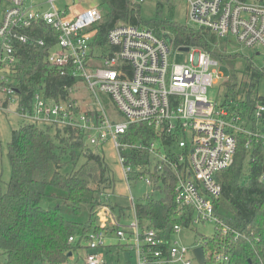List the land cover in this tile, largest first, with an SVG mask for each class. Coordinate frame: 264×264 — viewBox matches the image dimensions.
Masks as SVG:
<instances>
[{"label": "built area", "instance_id": "built-area-1", "mask_svg": "<svg viewBox=\"0 0 264 264\" xmlns=\"http://www.w3.org/2000/svg\"><path fill=\"white\" fill-rule=\"evenodd\" d=\"M64 1L0 0V6L4 3L0 13V111L14 105V113L25 122L74 130L88 147L111 142L127 185L133 181L132 170L122 151L144 149L151 162L149 173L169 171L174 176L178 213H192L188 227L175 226L173 236L205 223H213L215 229V235L208 238L216 247L204 249L196 236L189 245L171 239L168 243L155 230L140 227L130 196L131 220L127 211L118 216L106 205L96 209L99 231L80 243L87 249L85 264H102L99 251L113 233L120 246L136 255L137 264H199L193 253L197 247L203 249L204 264H230L223 250L230 229L214 213V201L222 191L216 175L233 164L238 135L246 136L245 148L253 142L264 144V105L257 103L249 114L229 112L220 100L207 97L208 90L221 81L219 63L208 53L187 47L188 63L174 64L175 50L163 38L166 32L158 36L149 28L126 24L110 28L100 44L97 27L103 15L99 7L82 9ZM131 1L140 5L147 0ZM155 1L170 6L183 3L187 27L250 49L264 64L261 0ZM28 46L44 48L48 70L67 79L58 87L62 95L57 100L47 94L43 83L21 102L17 54ZM81 85L89 95L88 103L79 95ZM99 95L109 99L120 120L111 118ZM141 123L153 128L155 140L145 146L123 143L120 138L128 128ZM140 179L154 186L149 174ZM231 233L234 239L239 237ZM75 241L69 239V243Z\"/></svg>", "mask_w": 264, "mask_h": 264}, {"label": "trees", "instance_id": "trees-1", "mask_svg": "<svg viewBox=\"0 0 264 264\" xmlns=\"http://www.w3.org/2000/svg\"><path fill=\"white\" fill-rule=\"evenodd\" d=\"M100 1L104 9H100L103 18L97 27L98 43L117 24L146 26L158 36L164 31L170 35L174 50L199 48L230 67L229 78L219 86V100L229 112L249 114L257 103L264 105V98L257 90L264 70L257 69L252 59L229 55L209 31L191 29L169 18L162 20L159 15L144 22L139 16V5L131 0ZM157 5L160 10L162 5ZM45 54V49L40 47L19 50L16 78L21 102L43 83L49 96L57 100L62 95L58 87L68 81L48 70ZM238 60L244 63L242 69L236 67ZM21 120L22 125L11 132L7 144L11 176L5 190L0 189V264H65L68 253H78L82 240L99 231L96 217L99 206H108L118 216L125 215L128 209L108 202L116 183L113 172L100 155L85 145L79 133ZM120 139L123 143L145 146L155 140V132L141 123L131 125ZM246 142L245 135H238L233 164L216 175L222 191L214 201V213L230 229L223 249L230 257V264H264V182L261 181L264 144L253 142L245 148ZM122 154L131 166L133 181L149 174L154 189L162 193L159 200L149 196L135 205L138 224L155 230L157 237L169 243L174 227H188L192 216L191 211L178 213L174 176L169 171L160 175L149 173L151 162L144 149H126ZM80 157L83 163L76 167ZM68 164L72 170L63 174L61 170ZM231 231L239 237L234 239ZM194 232L204 249L216 247L213 240ZM70 238L76 241L69 243Z\"/></svg>", "mask_w": 264, "mask_h": 264}, {"label": "rangeland", "instance_id": "rangeland-1", "mask_svg": "<svg viewBox=\"0 0 264 264\" xmlns=\"http://www.w3.org/2000/svg\"><path fill=\"white\" fill-rule=\"evenodd\" d=\"M64 3H68L70 6H75L77 8H87L90 6H98L99 9H104L103 5H101L100 0H66ZM140 11L139 16L142 21L148 22L153 19H157V15H159L160 19H170L180 25L186 26V12L185 5L183 3H172V5H162L159 7L155 0H147L146 2L139 5ZM4 9V3H1L0 13L2 15ZM1 17V16H0ZM146 27V26H145ZM168 34V33H167ZM170 37V35L168 34ZM227 39H219L217 40L218 45L223 47L225 51L229 55H241L242 58L252 59L254 65L259 70H264V64L261 56H256L250 49H246L242 46L235 45L234 42L228 44ZM189 54L188 52H180L175 50L172 55V62L174 64L182 65L188 63ZM236 67L243 68L244 63L238 60ZM219 74L221 77V81L211 87L207 92V97L211 101L215 102L219 100V96L221 95V90L219 86L221 83L226 81L230 76V67L219 63ZM81 91L79 94L83 97L87 102L89 99V95L87 91L84 89V86L81 85ZM258 95L264 98V77L259 81L258 84ZM101 103L107 113L111 116L112 119L120 120V116L116 110V108L110 103L109 99L105 95H99ZM82 99V98H80ZM15 107L14 105H9L8 113L0 112V189L5 190V185L9 181L11 176L10 164L7 158V144L11 138V132L22 125V120L14 113ZM119 116V117H118ZM92 151L98 155H100L105 164L109 167V169L113 172L114 178L116 180L113 192L110 194L108 202L110 205H116L120 208L128 209L127 216L131 220V201L130 196H132L135 205L141 203L144 200V196H151V198L155 200H159L162 198V193L155 190L152 185H148L145 182V179H140L137 181H130L128 185L124 181L122 177V172L118 162L117 151L113 147L111 142H106L100 147H92L89 146ZM64 160H67V157H64ZM83 163V159L80 157L76 163V167ZM72 170V165H65L61 172L63 174L69 173ZM130 214V215H129ZM196 232L199 234L212 237L215 235V229L213 223H205L196 228ZM195 237V232L191 231L187 233L186 231H181L171 238V242H178L180 244H191ZM106 247L102 251H99V255L101 256L102 264H137L136 255L127 250L119 248V241L117 240L115 234H109L106 238ZM82 249L78 250V253H73L71 257H68V260L65 264H85V255L87 249H85L84 245H81ZM36 264H46L42 262H38Z\"/></svg>", "mask_w": 264, "mask_h": 264}, {"label": "water", "instance_id": "water-1", "mask_svg": "<svg viewBox=\"0 0 264 264\" xmlns=\"http://www.w3.org/2000/svg\"><path fill=\"white\" fill-rule=\"evenodd\" d=\"M163 38L165 39V41L167 42V44L171 43V39L167 34L163 35ZM230 43H232L231 41H229ZM178 51L180 52H188V48L183 47L178 49ZM193 253L198 261L199 264H204V256H203V249L202 247H197L193 250ZM72 254L68 253V257H70Z\"/></svg>", "mask_w": 264, "mask_h": 264}, {"label": "crops", "instance_id": "crops-1", "mask_svg": "<svg viewBox=\"0 0 264 264\" xmlns=\"http://www.w3.org/2000/svg\"><path fill=\"white\" fill-rule=\"evenodd\" d=\"M106 245H107V244H106ZM105 248H107V247L105 246ZM119 248H120V249H124V248H123L122 246H120V245H119ZM103 249H104V248H103ZM102 252H103V250H102ZM71 256H72V255H71ZM71 256H70V257H71Z\"/></svg>", "mask_w": 264, "mask_h": 264}]
</instances>
